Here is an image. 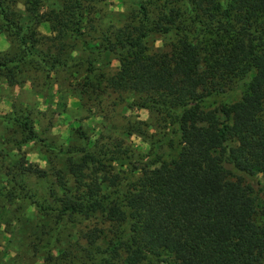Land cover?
Instances as JSON below:
<instances>
[{
	"label": "trees",
	"instance_id": "1",
	"mask_svg": "<svg viewBox=\"0 0 264 264\" xmlns=\"http://www.w3.org/2000/svg\"><path fill=\"white\" fill-rule=\"evenodd\" d=\"M105 1L0 0V82L117 88L150 120L113 128L143 154L0 113V264H264V0H138L116 22ZM159 38L175 41L151 52ZM234 79H249L239 98L207 109Z\"/></svg>",
	"mask_w": 264,
	"mask_h": 264
},
{
	"label": "rangeland",
	"instance_id": "2",
	"mask_svg": "<svg viewBox=\"0 0 264 264\" xmlns=\"http://www.w3.org/2000/svg\"><path fill=\"white\" fill-rule=\"evenodd\" d=\"M138 0H106L104 4L99 5L101 14L104 15L106 22L112 20L114 22L120 20L121 14L130 10ZM147 3L149 0H140ZM39 32L43 35H50L47 24L39 27ZM8 48V42L3 34H0ZM172 38H159L155 41L149 40L147 45L151 52L165 51L174 42ZM4 49V50H6ZM2 44H0V51ZM115 64V63H114ZM111 73L113 70H106ZM23 84L12 72L8 81L0 82V113L5 114L12 110V105L28 107L34 110L35 124L39 132H44V137L54 140L58 144H62L64 139L69 136L71 128L80 127L90 134L93 138L98 139V145L103 143L104 134L124 140L134 152L149 151V146L141 138L136 135L129 136L121 130H113V128H122L131 125L135 120L147 122L149 113L146 110L138 109L133 106L136 97L131 93L120 92L119 89H110L105 92L94 86L86 87L80 92L68 81L60 78L59 85L50 87L45 85L43 75L35 72L29 73ZM29 78V79H28ZM249 79L228 81L222 85V91L209 98L205 106L207 109H214L224 102H232L239 98L245 83ZM71 85L69 88L68 86ZM42 90V91H41ZM41 92V93H40ZM150 121V120H149ZM152 123V122H151ZM153 129L152 133L155 134ZM37 147L29 145L22 148L27 160L30 163L44 168L45 164L36 154ZM258 184L255 192L261 198V190L264 188V176H259L255 180Z\"/></svg>",
	"mask_w": 264,
	"mask_h": 264
},
{
	"label": "crops",
	"instance_id": "3",
	"mask_svg": "<svg viewBox=\"0 0 264 264\" xmlns=\"http://www.w3.org/2000/svg\"><path fill=\"white\" fill-rule=\"evenodd\" d=\"M0 44H2V49H6V43L5 40H3V38H0Z\"/></svg>",
	"mask_w": 264,
	"mask_h": 264
}]
</instances>
